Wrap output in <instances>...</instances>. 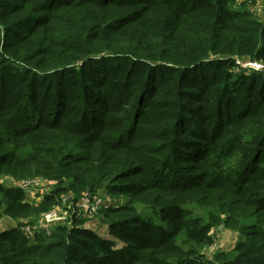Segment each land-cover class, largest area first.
<instances>
[{"label":"trees","instance_id":"trees-1","mask_svg":"<svg viewBox=\"0 0 264 264\" xmlns=\"http://www.w3.org/2000/svg\"><path fill=\"white\" fill-rule=\"evenodd\" d=\"M253 1L0 0V264H264V74L233 70L264 64ZM5 178L54 187L31 204ZM97 189L122 198L98 211L113 240L26 239Z\"/></svg>","mask_w":264,"mask_h":264},{"label":"built area","instance_id":"built-area-1","mask_svg":"<svg viewBox=\"0 0 264 264\" xmlns=\"http://www.w3.org/2000/svg\"><path fill=\"white\" fill-rule=\"evenodd\" d=\"M234 71L242 74L263 73L264 64L259 61H251L249 59L235 58ZM7 186L17 187L24 192V201L36 204L39 199V193L43 186L52 185L54 183L40 178L14 181L10 178L3 180ZM49 191V192H50ZM49 192H46L49 193ZM35 198L39 200H34ZM113 199L103 189H97L95 192L84 191L77 199H72V195L62 196V203L59 206L44 213L41 217L33 222L26 223L23 226V233L27 240L31 241L36 234L42 233L48 236L53 233L58 226H70L74 220H90L93 219L103 208L113 207L110 202Z\"/></svg>","mask_w":264,"mask_h":264},{"label":"rangeland","instance_id":"rangeland-1","mask_svg":"<svg viewBox=\"0 0 264 264\" xmlns=\"http://www.w3.org/2000/svg\"><path fill=\"white\" fill-rule=\"evenodd\" d=\"M247 8L252 12V14L260 19L261 21H264V12H263V5H262V0H255L253 2H249L247 4ZM5 180V179H3ZM2 180V181H3ZM52 185H48V187L43 186L42 189L40 191H38L39 193V199H41V197L46 194V192H49L51 189ZM37 198H35L34 200H39ZM114 206L116 204H119L122 202V198H113L110 201ZM100 216L99 214H97L93 219L90 220H85V228L86 229H91L93 231H95L98 235H100L103 238H107V239H112L109 235H108V229L107 227L102 224L100 222ZM214 236H215V241L213 246L207 247L204 249V252L206 254H211L213 253V251L216 249H221L223 251H229L233 248L234 246V240H235V236L236 233L231 232L229 230L224 229L223 227H219L214 231ZM113 240V239H112ZM116 246L117 247H121V243L115 241Z\"/></svg>","mask_w":264,"mask_h":264},{"label":"crops","instance_id":"crops-1","mask_svg":"<svg viewBox=\"0 0 264 264\" xmlns=\"http://www.w3.org/2000/svg\"><path fill=\"white\" fill-rule=\"evenodd\" d=\"M15 225H16V222H14L13 220H11L10 218H7V217H4V218H2L1 220H0V233L1 232H4V231H7V230H11V229H13L14 227H15ZM84 226H85V224H84ZM235 240H236V236H235ZM234 240V241H235ZM213 246V245H212ZM207 248V247H206ZM216 250V249H215ZM214 250V251H215ZM214 251H213V253H214ZM205 253V252H204ZM213 253H211V254H206L209 258H211L212 257V255H213Z\"/></svg>","mask_w":264,"mask_h":264}]
</instances>
